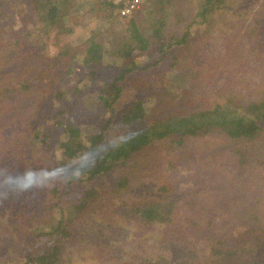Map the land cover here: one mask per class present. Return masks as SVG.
<instances>
[{"label":"rangeland","instance_id":"1","mask_svg":"<svg viewBox=\"0 0 264 264\" xmlns=\"http://www.w3.org/2000/svg\"><path fill=\"white\" fill-rule=\"evenodd\" d=\"M207 1L144 0L122 18L110 0H0V264H33L39 233L90 186L97 194L71 211L63 264H264L263 119L252 139L169 134L105 177L80 171L98 159L91 138L103 149L123 134L119 119L139 98L150 124L262 109L264 0ZM93 45L101 60L86 62ZM68 120L83 144L73 159L61 151Z\"/></svg>","mask_w":264,"mask_h":264},{"label":"trees","instance_id":"2","mask_svg":"<svg viewBox=\"0 0 264 264\" xmlns=\"http://www.w3.org/2000/svg\"><path fill=\"white\" fill-rule=\"evenodd\" d=\"M54 1L55 0H47V3L52 4ZM210 1L214 2V0H208L207 2L209 3ZM220 1L222 3L224 2V0ZM55 8L56 7L52 8L51 11H57ZM50 18L54 20L55 14L53 13ZM130 24L133 29L132 40L137 41L141 45H139L140 49L145 50L147 42L139 33L134 20H132ZM13 25L16 26V23H13ZM18 47L20 48L19 44ZM99 48H101L100 45H93L89 48L86 56V62H91L93 60L99 62L101 60V51H99ZM15 50L16 48H14V50L7 51ZM128 72H130V70L128 71V68L125 69L117 80ZM115 88H118V86H115ZM100 100L101 102H104L105 107H109L111 104V102L106 98L101 97ZM100 100H98V104L100 103ZM110 100L112 101V99ZM145 103L146 98H139L134 104L128 107L127 111L124 112L119 119V126L123 129V132H125L121 134L118 127V134L112 136L110 135V144L105 145V148L102 149L98 145L99 141L103 139L102 136H95L91 138L92 146L89 150L92 151L98 159H96L94 164H89V166L85 163L80 169L81 173L90 175V180L92 177L98 178L99 175H103L102 177H105L112 169H117V166L122 163L129 162L133 158V155L145 150V147L153 142L158 140L162 141L163 138L168 137L169 134H178L181 138L179 142L182 143L185 137L197 136L203 132V129L212 131L214 129L221 128L232 138L247 136L252 139L255 137V131L258 129L255 125V121L259 118L260 120H264V105L261 109L258 104H251L244 109L243 114H241L239 110L234 109L229 111L217 109L213 112L194 114L189 117H175L170 120L168 119L162 122L150 124L148 123V108ZM63 118L66 119L65 116H63ZM60 125L61 122L59 123V126ZM64 133L66 140L61 144L62 153L64 151V154L68 159H73L78 154L83 153V144L81 140V144H77V142L75 143V140L78 138L80 133V128L74 120L67 121V124L64 127ZM62 174L63 177L71 174L69 182H77L79 180L77 176L71 173V168L66 169V172H63ZM97 191L98 189H95L94 186H90L87 194L80 196V198L73 201L72 204L75 205V207H73L74 210L64 212L66 211V208L59 209L60 214L57 218H55L56 221L52 218L50 220L51 222L47 223V230L42 231L37 236V238H40L43 242L42 246L37 250L38 253L33 255L30 259L33 264H63L62 260L64 258H68V255L64 252V245L67 244L65 242L71 236L70 233H72V220H70L71 211L74 213L82 212L88 205V202L92 199V194H97ZM157 205L155 204L154 206H149L145 212L147 215L151 214L152 219L155 215H159L158 207H156Z\"/></svg>","mask_w":264,"mask_h":264},{"label":"built area","instance_id":"3","mask_svg":"<svg viewBox=\"0 0 264 264\" xmlns=\"http://www.w3.org/2000/svg\"><path fill=\"white\" fill-rule=\"evenodd\" d=\"M110 4L117 15L122 18H129L142 10L144 0H110Z\"/></svg>","mask_w":264,"mask_h":264}]
</instances>
